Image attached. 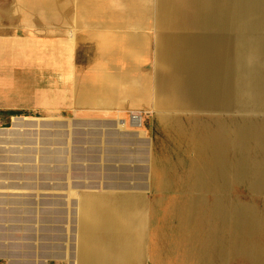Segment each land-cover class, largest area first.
Instances as JSON below:
<instances>
[{
  "label": "crops",
  "instance_id": "obj_1",
  "mask_svg": "<svg viewBox=\"0 0 264 264\" xmlns=\"http://www.w3.org/2000/svg\"><path fill=\"white\" fill-rule=\"evenodd\" d=\"M198 1L186 0L188 10L176 12L189 27L198 24ZM121 2L128 10L124 28L147 29L146 16L156 8L148 75L156 93L167 96V108L190 113L168 123L178 128L172 135L181 146L174 152H194L174 165L186 172L185 189L195 195L182 201L153 194L169 190L163 183L95 188L79 180L76 197L63 198L72 190L69 173L48 168L54 177L47 219L38 218L33 197L15 208H30V220L0 216V264H264V0H208L201 25L209 33L204 39L214 42L167 35L169 28L183 29L172 22L173 9L179 11L173 0H156L154 7ZM83 15L81 3L76 9L71 0H0V125L19 116L77 121L98 111H126L117 89L103 85L98 95L93 89L87 71L93 50L86 37L70 33L86 28ZM128 44L134 49L138 43ZM15 122L22 133L31 131ZM188 134L190 148L183 146ZM233 185L240 194L231 193Z\"/></svg>",
  "mask_w": 264,
  "mask_h": 264
},
{
  "label": "rangeland",
  "instance_id": "obj_2",
  "mask_svg": "<svg viewBox=\"0 0 264 264\" xmlns=\"http://www.w3.org/2000/svg\"><path fill=\"white\" fill-rule=\"evenodd\" d=\"M71 1L73 8L78 9L80 2L82 9L87 12V15L81 18L82 22L86 23L82 26L86 28L73 29L70 33L74 38L78 35L86 37V42H89L93 50L92 59L87 66L89 77L95 78L93 89L97 95L103 85L117 89L120 100L127 106L126 111H122L120 116L115 112L98 111L84 120L77 121L62 116H19L6 125H0V132L3 133L2 138L0 136V216L9 218L13 208H20L11 205L9 201L33 197L35 203H38V218L40 221L46 220L47 188L49 181L54 177L48 173V168L55 166L65 168L69 173L65 177L72 190L62 192L63 198L64 195L69 199L76 197L78 191L73 190V183L79 180L95 188L100 187L99 185L104 188L108 183H163L168 185L164 188L169 190L152 193H164L168 198L177 195L182 201L194 196V192L185 189L189 179H186V172L183 174L181 169L174 165L179 157L194 158V152L190 149L174 152L177 143L175 144V135L172 134L178 128L168 123L171 117L186 120L190 113L167 108L168 106L162 103L166 102L167 96L156 93L153 88L155 82L152 78L149 79L148 75L154 63L147 53L151 49L149 42H154L156 37V8H153V16H146L147 29L142 30L137 27H123L121 23L124 22L128 10L121 0ZM188 1L190 5L195 2ZM141 2L151 7L156 5V0ZM173 4L179 11L173 9L175 15L171 16L172 22L178 23L183 29L169 28V37H208L209 33L203 31L201 25L209 10L208 0H200L193 6L199 16L198 24L193 27L187 26L177 17L176 12H179V16L188 10L186 0H173ZM73 22L76 23L77 20ZM138 38H149L152 41L148 39L147 42H142L138 41ZM129 42H137V47L131 49ZM145 99L147 100L144 101ZM140 102L145 103L148 109L151 106L152 108L146 111V107L140 106ZM135 119L141 120L139 126L134 124ZM16 120L31 125V131L22 133L19 127L14 126ZM75 123L90 125L80 127L74 126ZM189 130L192 131L191 128ZM188 139L183 146L190 148V134ZM179 144L178 146H181ZM160 164L166 168L163 169ZM15 168L18 170L11 171ZM26 168H32L34 172H26ZM97 184L99 185L96 186ZM231 193L240 194L239 185H233ZM68 210L74 212L70 206ZM1 225L10 224L1 222ZM42 225H46V222H40V227ZM15 234L20 237L23 233ZM174 240L171 242L172 246H176Z\"/></svg>",
  "mask_w": 264,
  "mask_h": 264
},
{
  "label": "water",
  "instance_id": "obj_3",
  "mask_svg": "<svg viewBox=\"0 0 264 264\" xmlns=\"http://www.w3.org/2000/svg\"><path fill=\"white\" fill-rule=\"evenodd\" d=\"M11 171H14V169H11ZM9 203L11 204V205H14V206H18V205H20V202H18V201H9ZM28 204L29 203H27V202H25V206H28ZM31 210H30V208H25V210H23V211H19V209H12L11 211H10V214L14 217V218H19V216H21L22 214L23 215H25L24 216V220L25 221H28V220H30L29 218H30V216H31Z\"/></svg>",
  "mask_w": 264,
  "mask_h": 264
},
{
  "label": "bare ground",
  "instance_id": "obj_4",
  "mask_svg": "<svg viewBox=\"0 0 264 264\" xmlns=\"http://www.w3.org/2000/svg\"><path fill=\"white\" fill-rule=\"evenodd\" d=\"M184 41L185 42H214L213 40L208 41V40H206L204 38H198V37L192 38V39H186L185 38ZM217 42H219V41H217ZM134 122H135L134 124H136L137 126H139V123L141 122V120L135 119Z\"/></svg>",
  "mask_w": 264,
  "mask_h": 264
}]
</instances>
